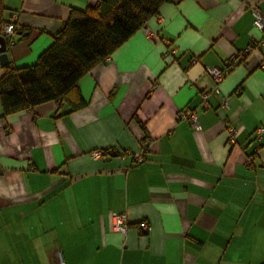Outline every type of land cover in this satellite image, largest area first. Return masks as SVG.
Instances as JSON below:
<instances>
[{"label":"crops","instance_id":"0c3cea01","mask_svg":"<svg viewBox=\"0 0 264 264\" xmlns=\"http://www.w3.org/2000/svg\"><path fill=\"white\" fill-rule=\"evenodd\" d=\"M96 1L0 0L1 24L18 15L8 60L35 63L72 10ZM252 6L264 12V0L165 2L79 79L84 107L2 115L0 104V264H60L58 252L63 264H264V31ZM250 45L216 94L204 66Z\"/></svg>","mask_w":264,"mask_h":264},{"label":"trees","instance_id":"16d2710c","mask_svg":"<svg viewBox=\"0 0 264 264\" xmlns=\"http://www.w3.org/2000/svg\"><path fill=\"white\" fill-rule=\"evenodd\" d=\"M169 1L97 0L84 9H73L35 63L20 67L9 60L0 63L4 69L0 76L2 115L50 100L68 104V112L84 107L79 79Z\"/></svg>","mask_w":264,"mask_h":264},{"label":"built area","instance_id":"2783aa9c","mask_svg":"<svg viewBox=\"0 0 264 264\" xmlns=\"http://www.w3.org/2000/svg\"><path fill=\"white\" fill-rule=\"evenodd\" d=\"M251 11L253 14V23L255 27L258 29L264 31V12L260 10L257 6H252ZM17 19L18 15L15 12H12L11 19L7 22H4L1 25V33H3L7 40L8 44H13L14 40L11 39V36L14 34L16 28H17ZM165 46L168 48V41L164 40ZM256 48L254 45H250L243 51L237 53L233 52L231 55H229L228 62L225 66H217V65H205L204 70L206 73L212 77L213 81L215 82V86L213 88V91L218 94L220 92L218 83L221 82V80L226 76V74L236 65L238 62L239 57L245 56L247 53L253 51ZM168 51V50H167ZM264 65V61L261 63ZM209 90L202 91V106H207L206 100L209 94ZM227 105V99L226 96L221 94L219 99V106L221 108H225ZM179 118L180 119H187L191 122V124L198 129L199 121L197 119V116L193 110L190 109H182L179 111ZM264 130V126L260 125L255 129L256 137L260 138V133ZM236 128L233 126H228V141L233 143L235 141L236 136ZM103 151L101 150H95L93 151L92 155L95 157H100L102 155ZM133 158L136 161H140L143 159V155L141 152L133 153ZM111 226L113 230L115 231H122L125 232L127 229V215L124 212H111ZM143 227L148 228L146 223H142ZM59 262L60 264H63V260L61 257L60 252H58Z\"/></svg>","mask_w":264,"mask_h":264},{"label":"water","instance_id":"95a60500","mask_svg":"<svg viewBox=\"0 0 264 264\" xmlns=\"http://www.w3.org/2000/svg\"><path fill=\"white\" fill-rule=\"evenodd\" d=\"M1 16H0V62H6L8 60V40L6 36L1 33Z\"/></svg>","mask_w":264,"mask_h":264}]
</instances>
